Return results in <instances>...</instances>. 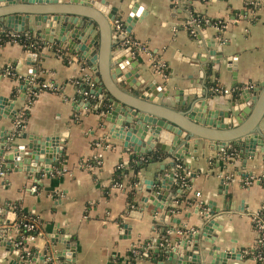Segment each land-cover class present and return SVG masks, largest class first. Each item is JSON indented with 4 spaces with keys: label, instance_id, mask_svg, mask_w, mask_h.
Wrapping results in <instances>:
<instances>
[{
    "label": "crops",
    "instance_id": "crops-1",
    "mask_svg": "<svg viewBox=\"0 0 264 264\" xmlns=\"http://www.w3.org/2000/svg\"><path fill=\"white\" fill-rule=\"evenodd\" d=\"M67 1L57 0L48 5L66 6ZM103 1L108 6H116L115 18L124 23V31H120L111 21L108 36L118 39L113 43L111 56L131 47L137 67L146 71L142 74L146 81L154 79L160 86L167 87L168 94L161 97L162 104L158 106L168 116L180 113L177 106L186 94L224 101L238 86L251 89L264 81V3L255 5V12L251 13L246 0H138L140 8H145L147 13L127 31L125 19L131 0ZM70 6L95 10L88 4L71 3ZM188 9L210 18L226 19L223 42L217 40V30L211 25L191 35L184 24ZM27 16L28 24H34L33 13ZM33 26V34L43 42L38 55L18 42L0 46V109L6 106L9 109L12 105L15 115L25 106L32 74L53 82L54 88L39 90L28 105L21 126H16V119L8 114L0 113V135H8V140L21 147L34 136L51 137L62 150L57 163H51L48 171L40 170L39 175L20 167H8L9 159L3 160L0 156V228L8 230L0 236L11 241L16 218L12 209L14 202L39 218L38 232L25 238L30 254L24 264H44L40 258H49L51 247H64L60 239L70 241L74 259L66 261L62 257L54 264H150L158 245L177 247V237L199 230L207 209L210 210L208 219H216L220 226L212 232L213 244H218L221 251L232 249L235 252L222 264H255L251 249L258 246L257 240L264 229L255 227L251 215L256 211L264 212V185L258 179L264 174V145L253 154L237 147L231 157L224 152L233 147L232 141L220 149L214 141L195 136L186 140L188 149L182 158L157 148L162 158L149 162L139 171L134 196L137 204L127 209L126 189L111 183V173L120 161H128L134 150L113 135L111 122L102 111L88 107L86 100L77 96V81L87 86L94 82L101 87L100 98L114 101L117 96L140 100L136 91L109 76L95 82V76H100L98 67L92 68L87 59L68 49L45 42L39 35L44 23ZM95 27L97 31L96 24ZM7 28L11 27L2 23L0 31ZM213 49L221 52L222 57L210 54ZM228 59L235 60L234 67L227 64ZM206 62L215 72L211 78L221 87L219 92L211 93V86L207 84ZM161 64L164 72L160 71ZM7 67L12 73L5 72ZM258 128L264 137V114ZM12 147L6 145L5 153ZM94 155L99 158L98 164L93 161ZM180 161L190 175L186 196L193 201L179 211L168 213L166 205H157L163 198L174 201L179 193L172 189L173 178L166 180L163 175H168ZM229 175L232 179L228 181ZM150 180L153 182L151 190L154 186L162 194L160 198L155 196V204L145 200L151 193ZM4 207L14 212L12 221L7 220ZM155 220L166 226L163 236L154 230ZM157 238H161L160 242ZM211 243L202 237L198 239L200 246ZM135 247L142 249V253L132 262L129 255ZM16 250L20 254L18 248ZM200 254L204 264H208L206 253L200 250ZM12 260L10 251L0 243V264H14Z\"/></svg>",
    "mask_w": 264,
    "mask_h": 264
},
{
    "label": "water",
    "instance_id": "water-1",
    "mask_svg": "<svg viewBox=\"0 0 264 264\" xmlns=\"http://www.w3.org/2000/svg\"><path fill=\"white\" fill-rule=\"evenodd\" d=\"M53 2H57V0H0V26L4 23L14 30L33 31L34 24L44 23V27L39 30V35L45 42L68 49L69 52L76 53L78 57L87 59L92 68H99L100 76H95V82L100 81L102 76L103 78L109 76L111 79L121 82L122 85L128 84L131 89H134L140 100H124L115 95L117 99L114 101L107 97L108 106L105 107L103 113L105 119L111 122L113 135L122 139L125 146L132 147L136 154L158 148L173 153L175 157L182 158L183 153L188 149L186 140L191 136L212 140L219 145L220 149L232 141L240 150L250 151L251 154L256 148L261 149L264 145V137L258 128V122L264 114V81L259 82L251 89L248 86H238L233 94L230 93L225 97L224 101L212 100V97L202 98L203 95L194 93L186 94L182 101H178L177 107L180 113H172L168 116L165 110L158 106L160 103L162 104L161 97L168 94L167 87L160 86L154 79L146 81V78L142 76L146 71L137 67L131 47H128L126 51L118 52L116 56H111L113 43L118 39L109 37L108 31L111 28V21L116 15V6H108L103 0L100 2L68 0L64 3L66 6L48 5ZM71 3L88 4L91 7L94 6L95 10L70 6ZM129 7L130 12L125 19L127 31L131 29L134 21L141 19L147 13L145 8H140L138 0H131ZM29 13L34 15V24H28L27 14ZM92 20L95 22L94 24H92ZM95 24L97 31H94ZM210 54L216 58L222 57V53L215 49L211 50ZM200 58L205 59V57ZM207 64L206 62L205 68ZM227 64L234 67L236 62L233 59H228ZM93 84L92 86L83 84L80 87L83 89L87 87L93 94L99 95L101 87L95 85L94 82ZM106 84L110 92L114 94L109 87V82ZM77 96L81 99L82 94L77 92ZM11 107L9 106L8 109L6 106V108L0 109V113L8 114L14 119L15 115L12 114L14 110ZM33 138L39 139V141ZM6 145H12L14 148L12 147L5 153ZM61 150L59 144L55 145L51 137L34 136L30 142L21 147L17 142L8 140V135H0V156L4 157L3 160L9 159L6 165L14 169L20 167L22 170L32 171L35 175H39L40 170H50L49 165L57 163ZM163 178L171 180L173 169L168 175L164 174ZM148 184V190L151 193L146 196L145 200H151L155 204L157 203L155 196L160 198L162 194L154 186L151 190L150 185L153 184L151 180ZM168 202L169 200L163 198L162 203L159 202L157 206L167 205ZM3 211L7 214V220L12 221L14 212L8 211L7 207H4ZM209 213V209L205 210L204 216L206 217ZM205 217L199 230L175 239L178 243L177 247L166 244L158 245L155 248L156 255L150 264H204L200 250L209 257L208 264L224 263L225 258L235 252H232L234 251L232 249L221 251L218 244H213L212 232L220 226L216 219ZM214 225L217 227L214 228ZM200 237L202 240L212 243L208 246H200L198 244ZM160 239L156 240L160 242ZM60 241L64 244L63 248L51 247L49 258L41 256L40 259L44 260V264H54V261H59V258L62 260V257L66 258V261L74 259L70 241L63 239ZM0 243L10 251L14 264H24V259L20 258L21 255L18 254L17 248L11 244L9 239L0 236Z\"/></svg>",
    "mask_w": 264,
    "mask_h": 264
},
{
    "label": "trees",
    "instance_id": "trees-1",
    "mask_svg": "<svg viewBox=\"0 0 264 264\" xmlns=\"http://www.w3.org/2000/svg\"><path fill=\"white\" fill-rule=\"evenodd\" d=\"M247 8H253L255 9V5L253 4H246ZM196 14V13H194ZM11 28H7L5 30H2L0 32V46L5 44L6 42H18L20 43L25 49L34 51L39 54V51L41 49V46L43 45V42L40 38L35 36L32 31H19L20 35L18 37L10 36L9 34H6V32L10 31ZM34 40H38L39 44L36 46H33ZM210 64V63H209ZM207 64L206 67V73H207V84L211 86V93L219 92L220 86L218 85L215 78H211L212 74H215L211 68V64ZM20 81H23V78H20ZM43 81V77L36 75L34 78V84H31V93L28 95L29 100L32 101L33 98L37 95L39 90L45 89L41 87V82ZM78 86H82V82H78ZM217 87V88H216ZM17 88V87H16ZM15 88L14 93L17 91ZM28 100V101H29ZM87 106L91 107L93 106L95 110L104 112L105 107L108 106V102L106 101V98H100L99 95H93V97H88L86 99ZM27 114V108L25 109V115ZM18 130V128L16 129ZM232 148H228L225 150V154L228 156H234L236 154V150L238 149L236 145L232 144ZM162 154L159 153L157 150L144 152L141 154H136L135 152H132L128 161H120L114 168V170L111 173V183L115 182H123L124 183V189H126V200H127V209H131L134 207L137 202L135 200V192H136V184L139 181V171L144 168L149 162L155 161L157 159H161ZM93 161H95V158L93 157ZM181 166L178 168V174L173 176L172 180V189L178 192V196L171 200V202H168L166 205V210L168 213H172L175 211H179L183 205H187L193 201L192 198L186 196L187 189L190 185V175H186V168L182 161L178 162ZM264 174L261 175L263 177ZM184 179V182L182 180ZM259 182L264 185V179H260ZM173 201V202H172ZM12 209L16 213L15 222L13 224V235L11 236V242L15 245L16 248H18L20 255L23 259H26L30 253L27 254V252H30L28 248L25 247V238L35 235L38 230V223L39 218L35 216L34 214H31L28 210H25L22 208L18 202L12 203ZM264 216V212L261 214ZM30 224H33L34 227L30 228ZM154 230L158 232L161 236L164 235L166 229V226H164L162 223L158 222L157 220L154 221ZM5 233L8 232V230H3ZM138 249V252L135 253L134 250ZM259 249L262 253H264V245H261ZM142 249L140 248H133L132 252H130V261H134L137 256L141 255Z\"/></svg>",
    "mask_w": 264,
    "mask_h": 264
},
{
    "label": "built area",
    "instance_id": "built-area-1",
    "mask_svg": "<svg viewBox=\"0 0 264 264\" xmlns=\"http://www.w3.org/2000/svg\"><path fill=\"white\" fill-rule=\"evenodd\" d=\"M260 3H264V0H246V4H253V5H257V4H260ZM250 12L251 13H254L255 10L253 8H249ZM196 12H193L191 10L188 9V15L185 19V27L186 29L188 30V32L191 34V35H194V33L197 31V30H200L201 28L207 26V25H211L213 26L216 30H217V40L222 43L224 38L222 36V31L223 29L226 27V24H227V20L224 19V18H210L204 14H194ZM113 24L115 26V28H117L118 30L120 31H124V23L123 21L120 19V18H114L113 20ZM19 31H27V30H14V29H11L10 31L6 32V34H9L10 36H14V37H18L20 35ZM127 42H129L130 40L129 39H126ZM131 42V41H130ZM132 43L134 44L135 47L138 46V43L135 42V41H132ZM33 46H36L39 44L38 40H34V42L32 43ZM136 49V48H135ZM162 65H160V71L164 72L163 68H162ZM5 72L6 73H12V70L10 67H7L5 69ZM36 77V73L35 74H32L29 78V80L32 82V84H34V78ZM79 81H77L78 83ZM41 87L43 88H54V83L53 82H46V81H42L41 82ZM217 88V87H216ZM221 89V87H220ZM77 92L82 94V100H86L88 97H93V93L90 91L89 88H84L83 87H80L78 86L77 88ZM31 93V88L30 90L27 92V102L24 103V107L21 108L19 111H17V113L15 114V117H14V120L16 121V126H21L22 125V122L24 120V114H25V109L28 107V105L30 104V100H29V97L28 95ZM29 100V101H28ZM95 158V163L98 164L99 163V158L97 155H94L93 156ZM181 165L180 164H177L174 169H173V176L174 175H177L178 174V168L180 167ZM2 171H0L1 173ZM185 176H188V172L186 173ZM227 180L229 181L230 179H232V177L229 175L227 176ZM251 179H254L255 177L254 176H250ZM258 179H264V176L261 177L259 176ZM182 182H184V179L182 180ZM115 186L119 187V188H123L124 189V183L123 182H115L114 183ZM251 218H252V222L254 223L255 227L259 230H262L264 229V216H262L258 211L252 213L251 215ZM30 228L34 227L33 224H30L29 225ZM1 229V228H0ZM3 230H7V229H1V232L0 234L3 232ZM257 247H254L253 249V252H254V259H255V264H264V253H262L259 249L261 245H264V231H262L260 233V236L257 240ZM29 252H27L28 254Z\"/></svg>",
    "mask_w": 264,
    "mask_h": 264
}]
</instances>
